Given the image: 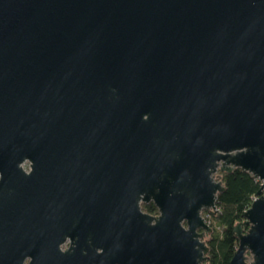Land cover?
<instances>
[{"label":"water","instance_id":"95a60500","mask_svg":"<svg viewBox=\"0 0 264 264\" xmlns=\"http://www.w3.org/2000/svg\"><path fill=\"white\" fill-rule=\"evenodd\" d=\"M235 168L264 264V0H0V264H205Z\"/></svg>","mask_w":264,"mask_h":264},{"label":"trees","instance_id":"16d2710c","mask_svg":"<svg viewBox=\"0 0 264 264\" xmlns=\"http://www.w3.org/2000/svg\"><path fill=\"white\" fill-rule=\"evenodd\" d=\"M219 175L225 190L217 196L215 215L203 216L211 228V233L206 238L209 253L205 264H230L238 245L233 227L244 221L242 212L250 207L261 185L240 168L219 172ZM141 209L151 216L158 214L153 203L142 204ZM242 229L245 232L248 227L242 226Z\"/></svg>","mask_w":264,"mask_h":264},{"label":"built area","instance_id":"2783aa9c","mask_svg":"<svg viewBox=\"0 0 264 264\" xmlns=\"http://www.w3.org/2000/svg\"><path fill=\"white\" fill-rule=\"evenodd\" d=\"M256 199V197L253 198L252 202ZM207 217H209L210 215L206 214ZM206 221V220H205ZM207 223V222H206Z\"/></svg>","mask_w":264,"mask_h":264},{"label":"flooded vegetation","instance_id":"af4514ba","mask_svg":"<svg viewBox=\"0 0 264 264\" xmlns=\"http://www.w3.org/2000/svg\"><path fill=\"white\" fill-rule=\"evenodd\" d=\"M67 246H68V245H67V244H65V245L63 246V248H61V249H63V250H64V249H66V248H67Z\"/></svg>","mask_w":264,"mask_h":264},{"label":"rangeland","instance_id":"374dc122","mask_svg":"<svg viewBox=\"0 0 264 264\" xmlns=\"http://www.w3.org/2000/svg\"><path fill=\"white\" fill-rule=\"evenodd\" d=\"M218 174H219V172H218ZM203 216L207 217L205 213L203 214ZM206 238H207V237H206Z\"/></svg>","mask_w":264,"mask_h":264}]
</instances>
